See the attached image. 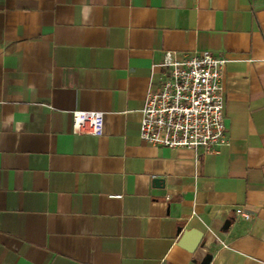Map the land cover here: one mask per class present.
<instances>
[{"label":"crops","instance_id":"obj_1","mask_svg":"<svg viewBox=\"0 0 264 264\" xmlns=\"http://www.w3.org/2000/svg\"><path fill=\"white\" fill-rule=\"evenodd\" d=\"M204 51L228 144L142 142L164 53ZM0 264H264V0H0Z\"/></svg>","mask_w":264,"mask_h":264},{"label":"built area","instance_id":"obj_2","mask_svg":"<svg viewBox=\"0 0 264 264\" xmlns=\"http://www.w3.org/2000/svg\"><path fill=\"white\" fill-rule=\"evenodd\" d=\"M225 63L208 51L180 61L165 52L158 85L148 91L141 110L140 140L154 147L204 153L227 145L220 87ZM102 117L100 112L74 111L73 133L101 135ZM241 216L250 218L246 212Z\"/></svg>","mask_w":264,"mask_h":264}]
</instances>
